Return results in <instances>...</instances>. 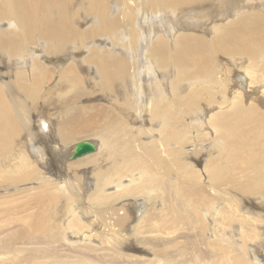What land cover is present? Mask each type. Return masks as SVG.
Returning <instances> with one entry per match:
<instances>
[{"label": "bare ground", "instance_id": "bare-ground-1", "mask_svg": "<svg viewBox=\"0 0 264 264\" xmlns=\"http://www.w3.org/2000/svg\"><path fill=\"white\" fill-rule=\"evenodd\" d=\"M0 264H264V0H0Z\"/></svg>", "mask_w": 264, "mask_h": 264}, {"label": "water", "instance_id": "water-1", "mask_svg": "<svg viewBox=\"0 0 264 264\" xmlns=\"http://www.w3.org/2000/svg\"><path fill=\"white\" fill-rule=\"evenodd\" d=\"M94 151H95V146L92 143L86 141L80 142L74 148L72 159L82 157L84 155L93 153Z\"/></svg>", "mask_w": 264, "mask_h": 264}, {"label": "rangeland", "instance_id": "rangeland-1", "mask_svg": "<svg viewBox=\"0 0 264 264\" xmlns=\"http://www.w3.org/2000/svg\"><path fill=\"white\" fill-rule=\"evenodd\" d=\"M79 141H81V140H79ZM79 141H77V143L79 142ZM82 141H88L87 139H83ZM88 142H90V141H88ZM76 144V143H75Z\"/></svg>", "mask_w": 264, "mask_h": 264}]
</instances>
